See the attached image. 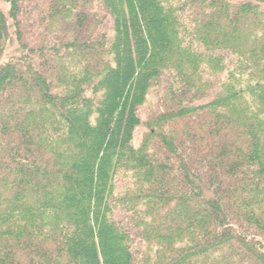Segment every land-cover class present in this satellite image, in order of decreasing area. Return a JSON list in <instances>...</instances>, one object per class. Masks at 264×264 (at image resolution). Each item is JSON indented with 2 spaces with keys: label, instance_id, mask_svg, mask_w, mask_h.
<instances>
[{
  "label": "trees",
  "instance_id": "1",
  "mask_svg": "<svg viewBox=\"0 0 264 264\" xmlns=\"http://www.w3.org/2000/svg\"><path fill=\"white\" fill-rule=\"evenodd\" d=\"M2 1L0 264H264V0Z\"/></svg>",
  "mask_w": 264,
  "mask_h": 264
},
{
  "label": "rangeland",
  "instance_id": "2",
  "mask_svg": "<svg viewBox=\"0 0 264 264\" xmlns=\"http://www.w3.org/2000/svg\"><path fill=\"white\" fill-rule=\"evenodd\" d=\"M0 2H1V8L7 14L9 12V8H10L9 5H8V3H6V2H4L2 0H0ZM152 100H153V97H150V101H152ZM144 109H146V108H144ZM144 109H143V111H141V116L142 117L145 116ZM140 136H141V134L139 132H137V134H136V144L139 142Z\"/></svg>",
  "mask_w": 264,
  "mask_h": 264
}]
</instances>
